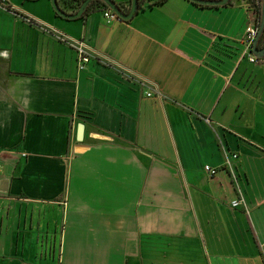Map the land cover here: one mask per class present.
<instances>
[{
    "label": "crops",
    "instance_id": "1",
    "mask_svg": "<svg viewBox=\"0 0 264 264\" xmlns=\"http://www.w3.org/2000/svg\"><path fill=\"white\" fill-rule=\"evenodd\" d=\"M138 1L0 0V264H264L256 10Z\"/></svg>",
    "mask_w": 264,
    "mask_h": 264
},
{
    "label": "water",
    "instance_id": "2",
    "mask_svg": "<svg viewBox=\"0 0 264 264\" xmlns=\"http://www.w3.org/2000/svg\"><path fill=\"white\" fill-rule=\"evenodd\" d=\"M93 1L95 0H84L79 6V9L76 13L69 14L60 7L58 0H50L52 8L55 11V13L61 18L66 20H77L81 18V16L86 12L87 8ZM99 1H101L103 4H105V6H107L111 11H113L118 16L119 19L124 21H128L131 18H133V16L138 11V3H139L138 0H131V7L128 13H125L112 0H99ZM189 1L194 4L203 5V6H225L230 2V0H189ZM263 32H264V0H262L261 3V20L258 27V32L252 46L253 54L259 58L264 57V47L263 48L259 47L260 39Z\"/></svg>",
    "mask_w": 264,
    "mask_h": 264
},
{
    "label": "built area",
    "instance_id": "3",
    "mask_svg": "<svg viewBox=\"0 0 264 264\" xmlns=\"http://www.w3.org/2000/svg\"><path fill=\"white\" fill-rule=\"evenodd\" d=\"M143 2H148L149 0H142ZM1 6V4H0ZM16 14L20 15V17L22 19H24L26 22L31 23V24H35L38 25L39 21L35 18H33L32 16L28 15V14H24L23 12L19 11L18 9H15ZM104 17L111 21L114 19H118V16L111 10H106L104 13ZM258 32V27L255 28H247L246 30V45L248 48H251L253 45V42L256 38ZM61 40H63L64 42H66V44H68L69 46H71L73 49L76 50L77 52V66H78V70H83L85 68V66L90 62V57H92L93 55L95 57H97L98 59H102V57L98 54H94L90 51V48L88 47V45L83 41H74L71 38L68 37H61ZM249 60L251 63H261L264 64V57L263 58H259L253 54L249 55ZM154 93V91H149L146 93V96L150 97L152 96ZM156 94H158L157 92H155ZM0 157H1V152H0ZM235 157V156H234ZM204 171L206 172V174H208L210 177H214L216 175V169L210 167V166H205L204 167ZM243 205V201L241 198H238L234 201L231 202V206L233 208H238L240 206Z\"/></svg>",
    "mask_w": 264,
    "mask_h": 264
},
{
    "label": "trees",
    "instance_id": "4",
    "mask_svg": "<svg viewBox=\"0 0 264 264\" xmlns=\"http://www.w3.org/2000/svg\"><path fill=\"white\" fill-rule=\"evenodd\" d=\"M72 1H74L75 3H77L80 6L81 3L84 0H72ZM249 1H250V3H252V5L254 6V8L256 10V13H257V24L259 26L260 20H261V3H262V0H249ZM96 4H100L104 8H106V10H109V8L107 6H105V4H103L101 1L95 0L89 5V7L87 8L86 12L81 16V18L86 16V15H88L94 9ZM118 6L122 9L121 5H118ZM260 43H264V32L262 33V36H261V39H260Z\"/></svg>",
    "mask_w": 264,
    "mask_h": 264
},
{
    "label": "rangeland",
    "instance_id": "5",
    "mask_svg": "<svg viewBox=\"0 0 264 264\" xmlns=\"http://www.w3.org/2000/svg\"><path fill=\"white\" fill-rule=\"evenodd\" d=\"M62 2L63 7H65V10H70L75 7V2L72 0H60Z\"/></svg>",
    "mask_w": 264,
    "mask_h": 264
},
{
    "label": "flooded vegetation",
    "instance_id": "6",
    "mask_svg": "<svg viewBox=\"0 0 264 264\" xmlns=\"http://www.w3.org/2000/svg\"><path fill=\"white\" fill-rule=\"evenodd\" d=\"M61 8H62L64 11H66V10H65V7H63V5H61Z\"/></svg>",
    "mask_w": 264,
    "mask_h": 264
}]
</instances>
